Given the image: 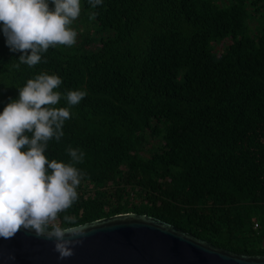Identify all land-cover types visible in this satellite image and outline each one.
I'll return each instance as SVG.
<instances>
[{"label":"trees","instance_id":"trees-1","mask_svg":"<svg viewBox=\"0 0 264 264\" xmlns=\"http://www.w3.org/2000/svg\"><path fill=\"white\" fill-rule=\"evenodd\" d=\"M80 2L76 43L34 67L14 66L21 53L0 31V112L41 72L59 75L62 93L87 92L45 153H85L68 214H148L264 255V0Z\"/></svg>","mask_w":264,"mask_h":264},{"label":"clouds","instance_id":"clouds-1","mask_svg":"<svg viewBox=\"0 0 264 264\" xmlns=\"http://www.w3.org/2000/svg\"><path fill=\"white\" fill-rule=\"evenodd\" d=\"M102 3L88 0L93 9ZM80 13V0H0V31L10 51L21 53L14 66L31 68L50 47H72L78 32L71 25ZM62 83L59 75L41 72L18 87V98L9 97L0 112V238L11 239L21 228L34 232L53 242L59 260L74 255L85 234L68 210L86 177L76 167L85 156L79 148L67 147L68 163L45 155L49 142L63 137L71 107L87 95L82 89L62 93ZM62 98L67 106L57 107Z\"/></svg>","mask_w":264,"mask_h":264},{"label":"water","instance_id":"water-1","mask_svg":"<svg viewBox=\"0 0 264 264\" xmlns=\"http://www.w3.org/2000/svg\"><path fill=\"white\" fill-rule=\"evenodd\" d=\"M82 225L85 234L69 258L59 260L52 241L21 228L11 239L0 238V264H264V255L215 246L148 214L128 212Z\"/></svg>","mask_w":264,"mask_h":264},{"label":"rangeland","instance_id":"rangeland-1","mask_svg":"<svg viewBox=\"0 0 264 264\" xmlns=\"http://www.w3.org/2000/svg\"><path fill=\"white\" fill-rule=\"evenodd\" d=\"M71 27L74 29V25H71ZM83 31H84V30H83ZM77 38H79V33H78ZM262 247H264V243L262 244Z\"/></svg>","mask_w":264,"mask_h":264},{"label":"built area","instance_id":"built-area-1","mask_svg":"<svg viewBox=\"0 0 264 264\" xmlns=\"http://www.w3.org/2000/svg\"><path fill=\"white\" fill-rule=\"evenodd\" d=\"M255 227H256V228L259 227V222H255Z\"/></svg>","mask_w":264,"mask_h":264}]
</instances>
